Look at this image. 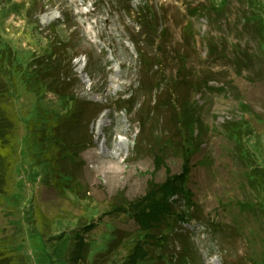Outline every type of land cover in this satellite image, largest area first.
Returning a JSON list of instances; mask_svg holds the SVG:
<instances>
[{
    "label": "rangeland",
    "instance_id": "374dc122",
    "mask_svg": "<svg viewBox=\"0 0 264 264\" xmlns=\"http://www.w3.org/2000/svg\"><path fill=\"white\" fill-rule=\"evenodd\" d=\"M127 1L0 0V49L12 48L26 65L49 43L66 45L61 64L77 75L76 92L105 108L84 112L90 143L81 164L65 162L61 189L25 142V121L38 109L63 108L53 94L40 100L17 88L19 147L9 197L0 202V255L70 264L79 234L88 243L82 264H122L134 245L137 264H264V0ZM159 26L161 40L153 39ZM128 94V111H119ZM184 154L195 206L183 214L179 196L180 213L153 226L157 240L138 225L153 212V189L184 174ZM115 236L121 243L108 260H95Z\"/></svg>",
    "mask_w": 264,
    "mask_h": 264
},
{
    "label": "trees",
    "instance_id": "16d2710c",
    "mask_svg": "<svg viewBox=\"0 0 264 264\" xmlns=\"http://www.w3.org/2000/svg\"><path fill=\"white\" fill-rule=\"evenodd\" d=\"M131 1L128 0L125 4L129 5ZM115 5H120L118 6L120 12L127 13L131 16V10L125 7L123 2L116 3ZM143 14V16L147 17L145 12ZM149 17L152 18V15H149ZM134 23L135 27H138L139 30L146 27V21H135ZM163 31L164 28L162 26L155 27L153 39L161 40L159 35ZM137 34L138 36L146 35L145 32L142 33L139 31ZM129 41L135 47L138 60L141 61V58L144 56L143 51L140 49L139 40L131 37ZM67 48L66 45L64 46L60 42L49 43L44 53L33 56L26 65H22L18 61L15 51L12 48L6 47L0 49V202L9 197L10 186L14 179L18 154L17 149L19 147L18 127L20 116L15 110L13 96L20 86H23L27 91L33 92L38 97L37 99L40 100L48 94H53L63 108L61 113L55 114L51 112L46 113L44 109H38V113L35 112L36 116L34 118L25 121V142L35 146L39 158L45 163V168L52 175V179L55 180L56 185L61 189L68 187V172L63 171L67 160L71 161L72 168L82 163V150L90 143L87 129H82L81 127V122L85 118L84 112L88 109L89 105L96 106V114L104 111L105 108H99L95 103L82 99L76 92L80 87V81L77 75L71 71H66V68L61 64L60 53H67ZM89 62L91 61L89 60ZM165 91V87H157L159 95ZM170 91L175 96L177 91L173 89H170ZM159 95H157L154 101H151L154 106H159L160 104L158 100ZM131 98L132 95L128 94L120 99L122 106H120L119 111H128L129 107L127 104L132 100ZM173 98L175 101L174 106L177 107L176 112L180 114L183 105L176 102V97ZM36 107L35 111H37ZM181 123L182 120L179 124ZM156 155L157 153L154 154V157ZM159 156L163 160L161 155ZM182 165L185 166L183 175L168 177L160 185L162 190L160 188L153 189L156 192L154 194V209L146 223L150 227H147L143 220L138 225L140 229L147 230V234L149 233V235L155 233L156 236L157 227H153L154 225L160 226L162 224H168V218L172 214L178 215L180 211L184 214L185 210L189 212L195 206L193 201L194 195L188 188L189 186H187L193 166L188 154L183 155ZM252 170H254V173L257 172L256 169ZM262 171L258 174L259 177H264V169ZM153 184L150 188L153 187ZM167 187H170V189ZM147 194H150V190ZM179 196H184V202L187 208L181 209L178 212L174 208ZM172 229L173 226L171 223L170 232H172ZM159 237L156 236L157 240ZM75 238L76 240L70 249L68 262L70 264H82L88 253V243L84 241L82 235L75 234ZM120 243L121 239L115 236L114 240L110 241L107 249L98 254L95 260L100 258L102 262H106L108 259L105 258ZM136 246L140 248L138 245ZM133 247H130L122 264H137L142 252ZM0 264H22V259L18 254L9 256L0 255Z\"/></svg>",
    "mask_w": 264,
    "mask_h": 264
}]
</instances>
